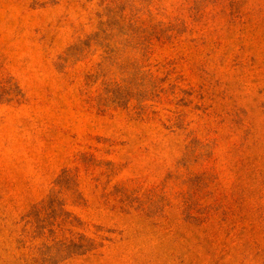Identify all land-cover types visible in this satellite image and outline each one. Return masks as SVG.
<instances>
[{"label": "rangeland", "instance_id": "obj_1", "mask_svg": "<svg viewBox=\"0 0 264 264\" xmlns=\"http://www.w3.org/2000/svg\"><path fill=\"white\" fill-rule=\"evenodd\" d=\"M0 264H264V0H0Z\"/></svg>", "mask_w": 264, "mask_h": 264}]
</instances>
